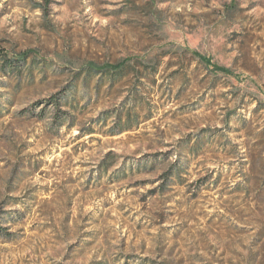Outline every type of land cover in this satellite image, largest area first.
<instances>
[{
  "label": "rangeland",
  "instance_id": "1",
  "mask_svg": "<svg viewBox=\"0 0 264 264\" xmlns=\"http://www.w3.org/2000/svg\"><path fill=\"white\" fill-rule=\"evenodd\" d=\"M0 55V264H264V0H0Z\"/></svg>",
  "mask_w": 264,
  "mask_h": 264
},
{
  "label": "trees",
  "instance_id": "2",
  "mask_svg": "<svg viewBox=\"0 0 264 264\" xmlns=\"http://www.w3.org/2000/svg\"><path fill=\"white\" fill-rule=\"evenodd\" d=\"M29 56L28 53H20L16 56L15 60H17L18 62H24L26 61L27 57ZM196 57H198L196 54H195ZM2 56L0 55V62L2 63L1 66L3 67H7V62L9 60V58L6 56L4 59L1 58ZM201 61L204 62V58L203 57H198ZM2 59V60H1ZM125 64L126 62H119V63H115V64H112V63H107V64H104V65H99V64H95L93 63L91 66H88L89 67V70L92 72V71H96L97 73H100L101 75H114L115 73H120L123 71V68L125 67ZM53 103V102H52ZM122 112H118L117 116H119V122L122 121V115H121ZM129 116L131 115V110H129ZM118 123V122H117ZM116 123V124H117ZM115 126H113L112 128H114ZM117 127H118V124H117ZM124 129L123 128H118V130H116L117 133H120L122 132ZM115 133V132H114ZM113 153L110 152L109 153V156L112 155ZM108 159V158H106Z\"/></svg>",
  "mask_w": 264,
  "mask_h": 264
}]
</instances>
